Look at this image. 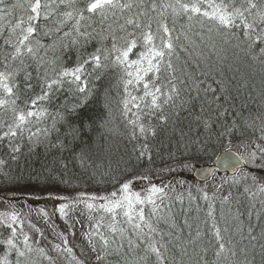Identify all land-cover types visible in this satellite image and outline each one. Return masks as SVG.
<instances>
[{"label":"trees","instance_id":"1","mask_svg":"<svg viewBox=\"0 0 264 264\" xmlns=\"http://www.w3.org/2000/svg\"><path fill=\"white\" fill-rule=\"evenodd\" d=\"M84 3L85 0H80L81 7ZM109 22L111 17L105 23V28ZM86 23L89 25L88 31L95 29L94 38L79 49L80 53L93 52L97 47L110 48L111 39L105 38L107 32L99 35V16ZM180 25H184L183 31L190 38L185 41L182 36L181 43L190 51L195 47V51L202 52L203 56L198 58L197 67L187 53H181L178 64H183L185 60L188 64L185 72L178 71L177 75L187 83L180 85L181 96L176 99L175 107L164 106L166 121L160 120L158 114L142 116L145 124L150 123L155 128L154 136L149 135L147 141L142 137L137 140L130 138L131 125L127 121L133 118L132 113L136 109L132 108L128 117L122 114L121 73L115 67H106L101 70L99 80L92 79V95L74 113L70 109L78 98L66 90L67 86L64 91L56 93L50 102L43 103L48 115L32 130L35 132L36 127L47 128V136L37 133L29 141L28 132H25L24 139L17 141L21 145L18 153L11 152L7 140L0 141V160L5 162L0 165V193L26 188L59 193L74 189L87 195L100 196L145 172L151 173L155 169L161 172L185 162L211 164L228 146L243 141L255 140L264 144L260 131L264 121V62L253 59L243 51V45L236 47V40L225 43L215 30L209 33L208 25L201 27L193 20L189 27L187 19L181 18L176 25L178 32L181 31ZM212 44H215V48L211 47ZM256 52L258 54V49ZM76 57L77 49L69 50L64 55L65 66L72 67ZM2 58L3 52L0 51V60ZM130 58L136 57L133 55ZM28 70L33 73V87L27 91L26 97L22 96V100L40 94L41 81L37 79L34 67ZM17 79L23 86L22 73ZM196 83L199 84V93L194 87ZM133 95H137V92L133 91ZM53 118L56 120L54 129ZM234 122L236 127L232 128L231 135H219L226 128H231ZM206 123L210 127H205ZM73 129L77 130L74 136L70 134ZM145 142L149 151L138 158L139 145ZM254 174L257 181L264 179L261 177L264 170L263 173ZM228 178L231 181L233 177ZM230 186L231 195H226L229 197L227 201L209 194V199L205 200L206 192L199 189H186L172 197L167 195L162 203L158 201V214L164 218L158 228L163 233L171 234L164 236L165 242L170 241L165 253L169 264H205V261L207 264H264V192L248 180H240ZM246 187L248 192H245ZM209 203L220 228H228L227 233L222 231L221 234L226 240L231 239L232 243L227 246L236 252L235 256L225 253V259L215 255L217 245L211 233L212 220L207 216ZM122 226L128 229L124 248L119 253L109 255L104 264H142L139 258L144 256L143 245L128 252L126 241L130 228L127 224ZM250 227L255 240L249 236ZM198 230L201 233L199 237L196 236ZM9 235L10 229L1 225L0 240ZM4 254L5 246L0 244V256ZM50 257L54 264H75L73 256L67 253ZM15 258L14 253L9 256L13 262ZM32 259L36 264H49L47 258L36 253L32 254ZM90 264L97 262L92 260ZM147 264H156L154 255L148 258Z\"/></svg>","mask_w":264,"mask_h":264},{"label":"snow or ice","instance_id":"2","mask_svg":"<svg viewBox=\"0 0 264 264\" xmlns=\"http://www.w3.org/2000/svg\"><path fill=\"white\" fill-rule=\"evenodd\" d=\"M95 16L100 18L99 35L106 31L105 38L111 39V47H97L93 52L81 54L79 49L94 38L95 29L88 31L89 25L86 22ZM109 17L111 22L105 28ZM181 18L187 19L189 27L193 20L201 27L208 25L209 33L215 30L225 43L236 40V47L241 48L243 45V51L253 59L264 62V0H85L83 7L80 6V0H15L13 3L0 0V51L3 52L0 60V141L7 140L11 152L18 153L21 145L17 141L24 139L25 132H28L29 141L37 133L47 136V128L36 127L35 132L32 130L48 115L43 103L50 102L56 93L64 91L67 86L66 90L78 98V102L70 109L74 113L92 95V79L99 80L101 70L106 67H115L121 73L122 114L128 117L132 108L136 109L132 113L133 118L127 121L131 125L130 138L137 140L142 137L147 141L149 135H155V128L150 123L145 124L142 116L158 114L160 120L166 121L164 106L175 107L176 99L181 96L180 85L187 83L182 76L177 75L178 71L184 73L188 64L187 60L178 64L181 53H187L189 59L197 63V67L198 58L203 56L202 52L195 51V47L190 51L181 43L182 36L185 41L190 39L183 31L184 25H180L181 31H177L176 25ZM201 40L203 41V36ZM211 47L215 48V44ZM73 48L77 49L76 62L72 67H67L64 55ZM137 49L139 50L134 51ZM133 55L135 59L130 58ZM32 67L37 79L41 81L40 94L22 100V96L26 97L27 91L33 87V73L28 70ZM21 73L23 86L17 79ZM194 87L199 93V84H194ZM133 91L137 95H133ZM55 124L56 120L53 118V129ZM205 127L210 125L206 123ZM234 127L235 122L219 135H231ZM76 131L73 129L70 134L74 136ZM260 131L261 139L264 140V121ZM139 148L138 158L149 151L146 142L139 145ZM257 159L264 161V145L256 144L244 162L255 164ZM4 163L0 160V165ZM184 167L188 165L185 164ZM248 179L249 176L242 173L239 180L234 176L232 182L239 183L240 180ZM251 179L264 192V185H260L256 177ZM248 191L246 187L245 192ZM166 195L164 188L153 185L147 195L141 196L139 192L131 190L128 182L122 183L117 191L106 196L80 193L75 202L85 204L89 220L95 222V231L85 235L91 252L96 253L97 264H104L109 255L119 253L124 248L128 229L123 224L130 228L126 241L128 252L143 245L144 256L139 258L142 264H147L152 255L156 258V264H169L165 253L170 241L165 242L164 236L171 234L163 233L158 228L164 218L158 214L159 205L156 203V199H160L162 203ZM228 198L225 196L223 199L227 201ZM204 199H209L207 193L204 194ZM97 200L103 203L96 204ZM146 204L151 205L148 216H145L143 207H136ZM66 207V204L61 205L62 215ZM94 212L99 215H93ZM213 212L212 204L209 203L207 216L212 220L211 233L217 245L215 255L225 259V253L235 256L236 252L227 246L232 243L231 239L226 240L221 234L222 231L227 233L228 228H220ZM16 221L15 213L10 218L4 215L0 219V225L10 229V235L0 240V244L5 246L0 264H36L32 259L33 253L47 258L49 264H54L44 248L32 247L27 234H23V247L17 244L18 229L14 226ZM187 223L185 220V224ZM251 232L250 227L249 236L255 240L256 237ZM200 235L198 230L196 236ZM64 243L67 244L66 239ZM56 248L60 249V246L56 245ZM63 251L69 255L73 253L70 247ZM13 253L16 257L14 262L9 259ZM73 260L75 264H84L75 256Z\"/></svg>","mask_w":264,"mask_h":264},{"label":"rangeland","instance_id":"3","mask_svg":"<svg viewBox=\"0 0 264 264\" xmlns=\"http://www.w3.org/2000/svg\"><path fill=\"white\" fill-rule=\"evenodd\" d=\"M256 144L264 145L262 141H243L233 146H228L225 151L233 149L237 153L242 154L245 160ZM185 164L188 167H184ZM261 165H264V161L259 159H257L255 164L246 163L245 167L236 174V178L239 180L242 173L247 174L249 176L248 181L251 182V177H256L254 173L261 171L263 173L264 166ZM196 166L199 165L185 162L181 165H175V167H167L161 172L158 171L159 169H155L151 173L145 172L142 175L133 177L128 183L131 185V190L139 192L141 196L147 195L148 190L153 185L158 188H164L168 197L179 194V192H183L186 189L188 191L199 189L213 197L223 198L230 192V185L233 182L232 180L228 181L227 175L223 176L224 174L213 177L203 185L196 184L191 177V173ZM261 177L264 178V174ZM258 183L264 185V179H259ZM118 189H112L111 192ZM80 193L84 192L74 189L65 193H59L58 191L43 192L29 188L18 191H3V193H0V219H3L4 215H8L10 218L12 213L17 215V221L14 226L18 229L16 242L20 247H23V234H27L30 237L29 243L32 244V247L44 248L49 257L63 255L65 253L63 249L70 247L73 249V253L70 256H75L80 261H83L84 264H90L92 260H95L96 253L91 252L88 247L85 234L95 231V222L89 220V212L85 204L75 202ZM109 193L100 196H106ZM158 201L160 199H156V203ZM95 203L99 204L103 203V201L97 200ZM62 204L67 205L63 215L60 212ZM136 207L137 209L143 207L145 216L149 215L151 211V205H138ZM93 215L98 216L99 214L94 212ZM105 222H107V217ZM65 239L67 244L64 243ZM37 241L39 243H36ZM56 245H59L60 249H57Z\"/></svg>","mask_w":264,"mask_h":264},{"label":"water","instance_id":"4","mask_svg":"<svg viewBox=\"0 0 264 264\" xmlns=\"http://www.w3.org/2000/svg\"><path fill=\"white\" fill-rule=\"evenodd\" d=\"M244 167L245 164L241 155L228 149V151H224L217 156L212 166L196 167L192 173V177H194L196 181L206 182L214 172L234 175L239 169Z\"/></svg>","mask_w":264,"mask_h":264}]
</instances>
